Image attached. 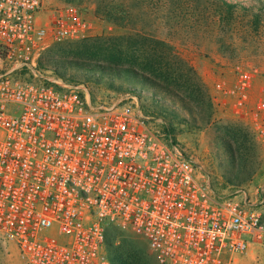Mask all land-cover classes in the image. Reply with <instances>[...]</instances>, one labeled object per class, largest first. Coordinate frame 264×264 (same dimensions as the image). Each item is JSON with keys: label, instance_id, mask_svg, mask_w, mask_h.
<instances>
[{"label": "built area", "instance_id": "built-area-1", "mask_svg": "<svg viewBox=\"0 0 264 264\" xmlns=\"http://www.w3.org/2000/svg\"><path fill=\"white\" fill-rule=\"evenodd\" d=\"M90 29L76 2L0 0V245L22 264H112L120 229L157 264H264V183L219 192L130 104L39 65L50 38ZM235 72L230 92L264 148V88L251 104L264 69Z\"/></svg>", "mask_w": 264, "mask_h": 264}, {"label": "rangeland", "instance_id": "rangeland-1", "mask_svg": "<svg viewBox=\"0 0 264 264\" xmlns=\"http://www.w3.org/2000/svg\"><path fill=\"white\" fill-rule=\"evenodd\" d=\"M63 1L53 0L56 4ZM228 1L237 3L232 11L220 0H75L91 24L87 36L50 38L38 58L46 71L60 66L69 84H85L96 97L106 95L130 104L137 117L147 118L151 129L164 132L166 122L159 117L158 108L163 102L176 106L170 96L151 82L129 78L122 72L113 74L110 67L152 72V76H161L185 94L195 89L190 66L202 78L199 66L204 62L215 65L217 72L234 81L238 66L264 69V0ZM256 14L260 16L257 22ZM95 63H99V70ZM263 75L257 73L254 79L253 105L263 91ZM175 127L178 147L197 161L199 174L208 177L219 192L264 183V148L241 114L213 112L200 129L177 122ZM227 145L236 150L234 164ZM241 160H245L243 167ZM240 171L242 177L253 174L245 181L232 182ZM109 233L114 244L133 245L147 262L157 264L141 236L120 229ZM0 263L22 264L14 242L0 245ZM240 264H251L250 256L242 257Z\"/></svg>", "mask_w": 264, "mask_h": 264}, {"label": "trees", "instance_id": "trees-1", "mask_svg": "<svg viewBox=\"0 0 264 264\" xmlns=\"http://www.w3.org/2000/svg\"><path fill=\"white\" fill-rule=\"evenodd\" d=\"M69 2H74L75 0H67ZM227 8V10L232 11L234 7L237 6L236 2H229L228 0H220ZM259 14L255 15L256 22L259 21ZM109 19L112 20V17L109 16ZM113 21V20H112ZM165 44L164 41L161 42ZM39 65H42L41 60L39 59ZM95 68L99 70V63L94 64ZM67 67V66H65ZM110 72L113 74H119V72L126 74L127 77H134L138 80L151 82L152 85L157 87L161 92L170 96L172 103L176 106L169 105L166 103H161L159 110V117H162L166 122L164 126V132L167 135L173 137V143L178 144L177 141V129L175 123L185 124L190 128L200 129L205 127L206 124L212 117L214 112V101L212 95L209 91L207 84L203 81L197 72L192 66L189 67L190 73L194 77V87L193 91L189 94H185L174 88L168 80L152 76V72H146V70L141 71L137 68H122V67H110ZM53 70L61 78L66 80V74L60 66L56 65ZM93 70V69H92ZM91 70V71H92ZM183 109L187 111L188 115L184 116L178 110ZM227 144V143H226ZM228 151L230 153V159L232 164L237 160L236 150L233 147L228 146ZM245 165V160H241V167ZM240 167V168H241ZM253 173H249L248 176L242 177V172H238L235 175V178L232 179V182H235V179L243 181L247 180ZM110 232V231H109ZM108 232L107 234V248L109 252V257L112 264H151L147 262L141 253L135 246L129 245L126 242L120 244H114L113 238Z\"/></svg>", "mask_w": 264, "mask_h": 264}, {"label": "crops", "instance_id": "crops-1", "mask_svg": "<svg viewBox=\"0 0 264 264\" xmlns=\"http://www.w3.org/2000/svg\"><path fill=\"white\" fill-rule=\"evenodd\" d=\"M199 69L202 79L207 84L212 95L215 115L240 114L238 97L230 92L236 85V81L228 75H222L217 72L215 65H210L209 63L207 65L206 62L199 66Z\"/></svg>", "mask_w": 264, "mask_h": 264}]
</instances>
